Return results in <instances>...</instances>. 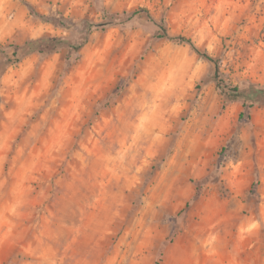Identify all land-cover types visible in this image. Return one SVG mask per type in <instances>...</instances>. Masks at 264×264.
<instances>
[{
    "label": "clouds",
    "instance_id": "9594fccd",
    "mask_svg": "<svg viewBox=\"0 0 264 264\" xmlns=\"http://www.w3.org/2000/svg\"><path fill=\"white\" fill-rule=\"evenodd\" d=\"M103 3L0 25V264H264V0ZM195 15L211 56L179 38ZM47 21L60 38L32 36Z\"/></svg>",
    "mask_w": 264,
    "mask_h": 264
},
{
    "label": "rangeland",
    "instance_id": "374dc122",
    "mask_svg": "<svg viewBox=\"0 0 264 264\" xmlns=\"http://www.w3.org/2000/svg\"><path fill=\"white\" fill-rule=\"evenodd\" d=\"M101 7L107 8L109 5L103 3L101 0ZM222 11V9H219ZM24 13L23 18L21 13ZM138 11H147V9H138ZM32 15V12L27 9L24 5V0H9L8 7L0 6V25H5L7 27H14L17 24L23 22V19H26L27 16ZM39 15V12H37ZM56 15L53 16V19H57ZM63 19V17H60ZM184 23L191 24L190 35H181V38H186L190 40L193 44L200 46H205L208 54L211 56L216 53L218 43L221 41V37L215 36L207 31L208 25L206 24L205 18L200 15L192 16L191 20L183 18ZM150 29L154 28V25L148 26ZM63 35V29L57 27L51 21L35 23L32 27V36L34 38L40 39L45 36L60 38ZM108 55V50L103 51L96 50L88 57V67L92 68L93 66L103 63L105 57ZM87 73L81 74V79H84ZM173 79V74L171 72L165 73L161 72L159 77V82L156 87V94L162 95L169 90V82ZM244 82L241 81L237 86L242 85ZM25 104L20 106L19 111L23 112ZM158 105L149 101L148 97L145 98L143 105V112L140 116V123L137 126L138 131H143L146 129V126L154 121L158 112ZM172 111L176 113H181L183 111L182 106L179 102H175L171 106ZM71 109L69 110V115H71ZM166 115V114H165ZM256 224L251 222H245L240 225V231L242 233L252 232L255 230Z\"/></svg>",
    "mask_w": 264,
    "mask_h": 264
},
{
    "label": "trees",
    "instance_id": "16d2710c",
    "mask_svg": "<svg viewBox=\"0 0 264 264\" xmlns=\"http://www.w3.org/2000/svg\"><path fill=\"white\" fill-rule=\"evenodd\" d=\"M45 37H49V38H56V37H50V36H45ZM181 40H184V39H186V38H181V37H179ZM58 39V38H57ZM188 40V39H187ZM189 41V43H192L190 40H188ZM243 85V84H242ZM242 85H240V86H242ZM240 86H237V87H240Z\"/></svg>",
    "mask_w": 264,
    "mask_h": 264
}]
</instances>
